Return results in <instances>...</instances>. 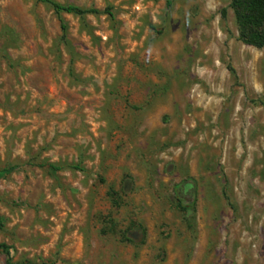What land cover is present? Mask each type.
Masks as SVG:
<instances>
[{"label":"rangeland","instance_id":"1","mask_svg":"<svg viewBox=\"0 0 264 264\" xmlns=\"http://www.w3.org/2000/svg\"><path fill=\"white\" fill-rule=\"evenodd\" d=\"M53 1L102 13L0 0L12 263L264 264V48L231 0Z\"/></svg>","mask_w":264,"mask_h":264},{"label":"trees","instance_id":"2","mask_svg":"<svg viewBox=\"0 0 264 264\" xmlns=\"http://www.w3.org/2000/svg\"><path fill=\"white\" fill-rule=\"evenodd\" d=\"M41 2L49 4L57 14H71L76 16H85L88 14H100V10L95 8H82L73 4H60L53 0H40ZM172 4V1H168V6ZM231 8L234 11L236 21L239 26L240 40L249 46H253L258 49L264 48V0H231ZM103 13L108 14L110 17H114V13L111 8H107ZM63 30H66V26L62 25ZM54 170H60L61 167L52 165ZM193 187V184L187 185L178 184L175 186L177 190V200L179 205L184 207V196L186 190ZM0 251L4 252L7 256V264H19L12 263L9 249L5 245H0Z\"/></svg>","mask_w":264,"mask_h":264},{"label":"flooded vegetation","instance_id":"3","mask_svg":"<svg viewBox=\"0 0 264 264\" xmlns=\"http://www.w3.org/2000/svg\"><path fill=\"white\" fill-rule=\"evenodd\" d=\"M184 190H186V194H187V193H190V188H188V189H184Z\"/></svg>","mask_w":264,"mask_h":264}]
</instances>
